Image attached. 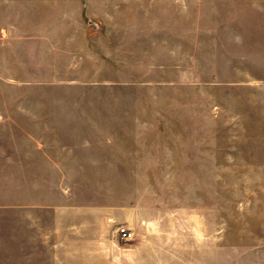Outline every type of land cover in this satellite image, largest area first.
<instances>
[{
    "label": "rangeland",
    "instance_id": "1",
    "mask_svg": "<svg viewBox=\"0 0 264 264\" xmlns=\"http://www.w3.org/2000/svg\"><path fill=\"white\" fill-rule=\"evenodd\" d=\"M24 130L58 169L0 164L11 264L50 261L27 213L55 203L59 264H264V0H0V136Z\"/></svg>",
    "mask_w": 264,
    "mask_h": 264
},
{
    "label": "crops",
    "instance_id": "2",
    "mask_svg": "<svg viewBox=\"0 0 264 264\" xmlns=\"http://www.w3.org/2000/svg\"><path fill=\"white\" fill-rule=\"evenodd\" d=\"M15 24V23H14ZM14 24H11L13 26ZM19 28H21L19 26ZM12 33H15V31H11ZM51 49V52L53 50V44L52 42L47 43L45 47H49ZM15 48V46H14ZM13 46H9V52L12 53ZM54 49H57V45H55ZM10 54V53H8ZM51 59V58H50ZM9 61V63H7ZM17 61L19 64H17ZM4 66L5 63L9 64L10 66L13 65V68H15L16 64L17 66L21 67L24 66L25 60L24 58H21L18 54L14 57L9 56L5 57L4 60ZM50 64H52V61L50 60ZM14 72V71H13ZM19 73V72H18ZM12 132H7V134H3L0 136L3 140L2 144L0 146V164L6 165L9 169H16V167L20 170H57L58 169V159L56 153H53V149H55L58 146L57 142V134H53L52 132H36V131H30V130H24L20 135V140L18 142V150L15 151V144H13L12 141L16 137L11 134ZM54 137V142H53ZM50 139V141H48ZM15 166V167H14ZM47 201V197L38 196L29 198L26 200L27 204H39L40 202L44 203ZM36 207H41V205H36ZM42 211V214L49 215L51 219V225L50 227L46 226L45 223L41 222L39 223V217L42 216L41 212L40 214L34 211H29L27 213V217H33L28 219V222L30 226L34 227L38 233H40L41 237V245L45 247L46 249V255L42 256L44 260H50L47 264H59V208L57 203L47 206H42L40 208ZM35 212V213H34ZM27 219V218H26ZM0 224H4V226L8 229V232L5 233V230L3 229V236L0 240V264H11V252L15 250L16 248L11 249V244L15 243V241L12 239V232L10 227V220L9 219H0ZM130 231L134 232V235L136 232L132 229L127 227ZM33 242V240H30V242ZM125 241V242H130ZM12 242V243H11ZM29 242V241H28ZM29 242V244H30ZM109 245L111 246L110 249L118 247L121 248L122 245L119 243H115L114 241H108ZM21 244V243H20ZM28 244V243H26ZM25 245V243H23ZM22 245V246H23ZM107 246V244H105ZM27 246L21 247L23 251H27ZM109 247V246H108ZM134 251H131V250ZM141 247L137 244L135 246L130 245L129 251L120 252L121 254L116 255L115 257L112 256L111 253L104 252V255L101 257L103 258V264H114L115 260L117 261V264H143V259L136 255L134 253L136 250H140ZM21 250V249H20ZM49 252V254H47ZM36 257L37 254L35 255ZM110 258V259H109ZM116 264V263H115Z\"/></svg>",
    "mask_w": 264,
    "mask_h": 264
},
{
    "label": "built area",
    "instance_id": "3",
    "mask_svg": "<svg viewBox=\"0 0 264 264\" xmlns=\"http://www.w3.org/2000/svg\"><path fill=\"white\" fill-rule=\"evenodd\" d=\"M121 239L129 241L134 238V232L130 231L127 227L122 226L118 230Z\"/></svg>",
    "mask_w": 264,
    "mask_h": 264
}]
</instances>
